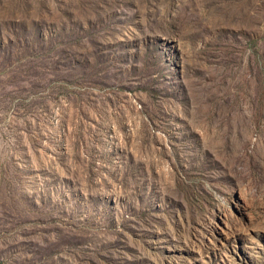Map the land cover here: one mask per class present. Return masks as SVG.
Returning <instances> with one entry per match:
<instances>
[{
	"label": "rangeland",
	"instance_id": "374dc122",
	"mask_svg": "<svg viewBox=\"0 0 264 264\" xmlns=\"http://www.w3.org/2000/svg\"><path fill=\"white\" fill-rule=\"evenodd\" d=\"M0 264H264V0H0Z\"/></svg>",
	"mask_w": 264,
	"mask_h": 264
}]
</instances>
